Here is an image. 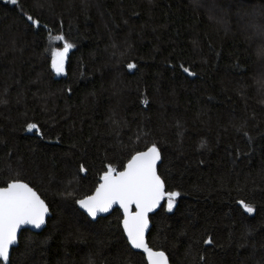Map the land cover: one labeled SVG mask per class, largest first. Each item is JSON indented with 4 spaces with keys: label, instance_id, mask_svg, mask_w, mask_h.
Instances as JSON below:
<instances>
[{
    "label": "trees",
    "instance_id": "obj_1",
    "mask_svg": "<svg viewBox=\"0 0 264 264\" xmlns=\"http://www.w3.org/2000/svg\"><path fill=\"white\" fill-rule=\"evenodd\" d=\"M253 22L264 39V0H0V187L25 181L52 211L9 264H148L120 209L93 221L76 201L153 144L180 195L150 215L149 246L171 264H264V46L240 26Z\"/></svg>",
    "mask_w": 264,
    "mask_h": 264
},
{
    "label": "snow or ice",
    "instance_id": "obj_2",
    "mask_svg": "<svg viewBox=\"0 0 264 264\" xmlns=\"http://www.w3.org/2000/svg\"><path fill=\"white\" fill-rule=\"evenodd\" d=\"M15 5L17 0H10ZM27 20L39 26L38 20L31 16ZM51 36V33H49ZM53 39L64 41L63 35H56ZM71 43L64 42L63 48L53 49L51 52V66L57 73L64 71L65 59ZM133 68V64L128 65ZM185 71H188L185 69ZM29 130L36 129L37 125L29 123ZM160 160L159 149L153 144L147 151L136 152L127 162L123 171L116 172L111 166L100 178L102 183L96 188L95 193L77 200L87 214L95 218L98 213H107L113 205H119L123 210V230L132 248L143 250L148 264H168L163 251H153L145 240V231L149 225L148 215L161 201H166L167 209L172 210L175 198L180 195L177 191H166L165 182L157 173V162ZM81 166V171H83ZM115 173V174H114ZM244 210L251 214L254 207L239 202ZM135 206V211L132 207ZM49 209L44 200L29 184L20 180L7 183L0 187V261L7 264L9 261L10 247L18 242V230L22 226L31 225L39 229L45 224V217ZM205 243H211L206 240Z\"/></svg>",
    "mask_w": 264,
    "mask_h": 264
},
{
    "label": "water",
    "instance_id": "obj_3",
    "mask_svg": "<svg viewBox=\"0 0 264 264\" xmlns=\"http://www.w3.org/2000/svg\"><path fill=\"white\" fill-rule=\"evenodd\" d=\"M144 151H147V149L146 150H144ZM143 152V151H142ZM160 152V151H159ZM161 160H162V155H161V152H160V160L157 162V173L159 174V172H158V166H159V164L161 163ZM126 166H127V164H126ZM125 166V167H126ZM124 170V169H123ZM123 170H121V171H123ZM118 172H120V171H118ZM117 172V173H118ZM115 174V173H114ZM161 179H162V177H161ZM22 182H24V183H27V182H25V181H22ZM100 183H102V180H101V182ZM99 183V184H100ZM28 184V183H27ZM29 186L30 187H32L30 184H29ZM99 186V185H98ZM97 186V187H98ZM6 187V186H5ZM33 188V187H32ZM33 190L34 191H36L37 192V194L40 196V198L42 199V200H44L43 199V197L38 193V191L37 190H35L34 188H33ZM96 190V189H95ZM95 193V191L93 192V194ZM93 194H91V195H93ZM44 202L46 203V205L48 206V209H49V212H48V214L46 215V217H45V224L44 225H41V227L39 228V229H37V228H35L34 226H31V225H25V226H22L21 227V229L20 230H18V242H17V244L16 245H13V246H11L10 247V253H9V261L7 262V264H9L10 263V259H11V254H12V249L13 248H15V247H17L18 245H19V238H20V235H21V233L24 231V230H30V231H33V232H41L46 226H47V223H48V219L52 216V211H51V209H50V207H49V205H48V203L44 200ZM163 204H164V201H161V206H158L153 212H150L149 213V215H148V219H149V225H148V228L146 229V231H145V240H146V243L148 244V242H147V236H148V233H149V231H150V229H151V227H152V223H151V220H150V215H152V214H154V213H156L162 206H163ZM78 208L89 218V219H91V220H93V221H95V220H97L99 217H104V216H107V215H109L114 209H116V208H118V209H120V207H119V205H113V207L109 210V212H107V213H98L97 214V216L95 217V218H93V217H91L90 215H88L87 214V212H86V210L85 209H83L79 204H78ZM121 211H122V213H123V210L122 209H120ZM132 211H135V206H133L132 207ZM122 227H123V223H122ZM124 231V230H123ZM124 234H125V236H126V239H127V234H126V232H124ZM128 241V240H127ZM129 243V242H128ZM129 245H130V243H129ZM148 246H149V244H148ZM130 247H131V245H130ZM150 247V246H149ZM132 248V247H131ZM151 248V247H150ZM133 250H135V251H139V252H143V250H140V249H135V248H132ZM153 249V248H152ZM153 251H160V250H155V249H153ZM165 253V252H164ZM165 255H166V258H167V261H168V264H171V262H170V260H169V257H168V255L165 253ZM145 256H146V254H145ZM146 261H147V258H146ZM148 263V262H147ZM0 264H4V262L3 261H0Z\"/></svg>",
    "mask_w": 264,
    "mask_h": 264
},
{
    "label": "rangeland",
    "instance_id": "obj_4",
    "mask_svg": "<svg viewBox=\"0 0 264 264\" xmlns=\"http://www.w3.org/2000/svg\"><path fill=\"white\" fill-rule=\"evenodd\" d=\"M197 1H199V0H197ZM207 1V0H206ZM210 12H212V13H214L215 14V12L213 11V10H211L210 8L208 9ZM220 11H221V9H220ZM217 13V12H216ZM218 14H221V16H218V17H216L215 19L217 20V22H219V23H222V24H229L228 23V21H227V15H226V13H222V12H220V13H218ZM244 19V18H243ZM245 20H246V18H245ZM244 22V21H243ZM238 23H240V22H238ZM237 24V23H236ZM253 25H246L245 24V26H242V25H240L241 26V30L242 31H244L245 33L247 32V30L250 32H248L249 34L248 35H251L252 37L250 38L251 40H257V41H259V43L257 42H255L258 46H257V48L258 49H260V50H263V44L261 45V42L263 41L264 42V39H263V35L261 34V30H260V28L257 26V24L256 23H252ZM239 25V24H238ZM249 28V29H248ZM57 41V40H56ZM253 43V42H252ZM64 45V44H63ZM63 48V47H62ZM62 48H60V49H62ZM65 62H66V59H65ZM64 67H65V64H64ZM55 70V69H54ZM56 72V71H55ZM64 73V71L63 72H61V73H57L56 72V74L57 75H62Z\"/></svg>",
    "mask_w": 264,
    "mask_h": 264
}]
</instances>
